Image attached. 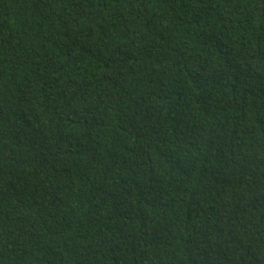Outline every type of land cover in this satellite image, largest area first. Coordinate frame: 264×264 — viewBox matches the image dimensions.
Returning a JSON list of instances; mask_svg holds the SVG:
<instances>
[{
	"label": "trees",
	"instance_id": "trees-1",
	"mask_svg": "<svg viewBox=\"0 0 264 264\" xmlns=\"http://www.w3.org/2000/svg\"><path fill=\"white\" fill-rule=\"evenodd\" d=\"M0 264H264V0H0Z\"/></svg>",
	"mask_w": 264,
	"mask_h": 264
}]
</instances>
